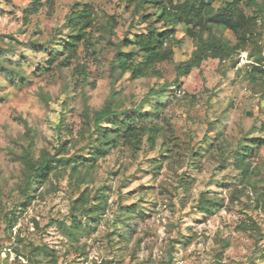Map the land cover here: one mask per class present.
<instances>
[{"label": "rangeland", "instance_id": "1", "mask_svg": "<svg viewBox=\"0 0 264 264\" xmlns=\"http://www.w3.org/2000/svg\"><path fill=\"white\" fill-rule=\"evenodd\" d=\"M36 1L41 6L32 12ZM138 1L45 0L43 28L41 0H5L0 8V48L14 64L22 63L29 78L14 86L0 72V264H264V73L250 79L254 65L264 71V0H258L263 12L246 47L252 48L251 63L237 67L239 56L236 66L231 60H207L181 79L180 98L152 94L175 89L178 65L196 48L181 25L175 28L172 58L156 63L150 73L133 78L112 67L119 50L133 49L136 64L143 61L136 46H124L125 39L145 33L147 23L139 15H150L158 30L165 29L152 5L134 16ZM233 1L217 0L213 11ZM86 6L90 42L78 44L70 66L42 70L37 57L74 34L68 19ZM254 11L246 9L249 16ZM216 34L237 43L229 30ZM141 94L139 104L152 97L162 104L153 121L160 129L155 142L146 135L138 146L111 149L91 168H79L85 182L70 169H59L23 205L18 155L32 145L38 159L42 151L54 155L66 143L62 150L70 157L88 144L94 113L107 101L132 109L129 100ZM210 113L214 119H208ZM237 149L252 151L247 174L234 165ZM98 192L106 200L88 227L75 202L85 193L92 208ZM202 197L217 202L213 214L201 213ZM16 207L10 228L6 214ZM74 217L84 227L71 238L65 227Z\"/></svg>", "mask_w": 264, "mask_h": 264}, {"label": "trees", "instance_id": "2", "mask_svg": "<svg viewBox=\"0 0 264 264\" xmlns=\"http://www.w3.org/2000/svg\"><path fill=\"white\" fill-rule=\"evenodd\" d=\"M215 1L217 0H187L178 4H174L172 1L166 2L165 0L138 1L134 16H138V10H144L146 5H152L157 10L154 16L159 22H163L165 29L158 30L154 24L155 22L149 21L150 15L144 13L139 15L138 20L147 23L145 33L135 34L132 39H125L124 46L126 48L136 46L139 53L142 54L143 61L136 64L133 49L129 52L119 50L112 67L122 73L130 72L133 78L150 73L149 70L156 63L172 58V43L175 41V28L178 25L183 26L187 35L195 41L196 48L188 61L178 65L176 69L177 77L174 81L175 89L169 91L167 87H163L152 95L161 98L166 97L170 92L175 98L182 97L179 93L181 79L189 75L194 69L199 68L207 60H219L220 62L231 60L232 66H236L237 61H234V58L238 57L239 50L242 47L246 48L253 39V28L256 25L257 14L262 13L263 9L260 7L258 0H235L225 4V7L219 11L214 12L212 5ZM40 6L41 3L36 1L33 4L32 12H37ZM246 9H254L255 15H247ZM81 12L72 15L68 19L69 27L72 28L74 34L61 38L60 41L53 44L55 47H52L48 55L49 60L47 61L46 71L52 70L53 66L58 68L70 66V61L77 56L78 44L82 41L90 42L86 30L92 24L91 13L87 6ZM30 14L32 13L30 12ZM112 19L114 20L113 17ZM220 29L233 32L237 38V43L233 45L218 36L216 31ZM53 53H56V55L53 56ZM4 54L5 51L0 48V72H3V76L14 86L25 85L29 82V78L25 77L22 63L14 64V61L7 59ZM261 59V56H259L257 63H260ZM261 73L263 74L264 71L254 65L253 71L250 72V79L256 81L255 75ZM142 104L132 109L122 110L113 100L107 101L102 109L94 113L91 120L93 132L89 137L88 144L70 157H66L62 150L66 143H61L59 151L54 155L48 151H42L38 159L34 157L32 145L25 149L17 157L23 166V177L18 186L19 193L26 200L23 205L30 204L34 199V195L31 193H36L38 188L49 179L50 175L59 169H70L71 176H76L78 180L82 178L79 168H91L97 160L107 156L111 149L120 144L138 146L146 135L150 141L155 142L160 129L154 125L153 121L159 118L162 104L160 102L155 103V106L149 112L141 111L144 107ZM129 116H135V118L129 120ZM84 150H87V152L83 154ZM249 153L247 149H237L233 156L234 165L242 170L244 174L249 172L251 166V163L247 161L251 156ZM81 181L85 182V179H81ZM95 199L99 200V203L92 208L87 207L89 197L85 193L81 194L75 202L76 207L74 210L85 216L84 219L87 220L86 226L88 227L96 222V216L102 210L106 200L105 195L99 192ZM201 199V213L213 214L217 202L205 197ZM134 208H131L130 213H135ZM16 211L17 207L6 214V220L10 228L13 226ZM83 224L81 219L74 217L70 227H65L66 234L71 238H76L83 229ZM261 256L264 259V252Z\"/></svg>", "mask_w": 264, "mask_h": 264}, {"label": "clouds", "instance_id": "3", "mask_svg": "<svg viewBox=\"0 0 264 264\" xmlns=\"http://www.w3.org/2000/svg\"><path fill=\"white\" fill-rule=\"evenodd\" d=\"M26 2H28V0H26ZM42 3H45V0H41ZM5 7V0H0V8H4ZM48 11V7H47V4L45 3V7L44 9H42L41 13L38 15V19L41 21V24H40V27L43 28L45 26V24L47 23V20L45 18V15L44 13ZM45 35H49V33H45ZM54 35V33L52 34ZM260 44L261 45H264V40H261L260 41ZM53 47H55V45H53ZM252 51V48L251 47H248V48H241V50H239L238 52V56L240 58V65H238L237 67H240L241 65H244V64H250L251 61L247 59L249 53ZM262 54H264V52H262ZM56 53H53V56H55ZM49 60V56L47 54H41V56L37 57V62L38 63H41L43 65L42 67V70H46L47 68V65L44 64L43 62L45 61H48ZM117 75H119V73H117ZM115 86V85H114ZM85 91H87V89H85ZM69 92L72 93V89L71 87L69 88ZM143 98V94L141 95H138L135 100H129V106H136L140 103V101L142 100ZM155 103H156V98L155 97H152L148 100V102L144 105V107L142 108V112H149L152 110V108L155 106ZM218 114V113H217ZM135 116H129L128 119L131 120V119H134ZM209 120L211 119H214V117L211 115V113L209 114V117H208ZM115 197H113L114 199ZM0 231H2V229H0ZM142 255H145L146 253H141ZM157 259L159 258V256L156 257ZM117 259H127V256H124V257H120V256H117ZM210 259V257H209Z\"/></svg>", "mask_w": 264, "mask_h": 264}]
</instances>
